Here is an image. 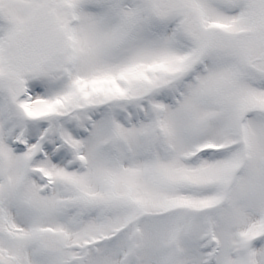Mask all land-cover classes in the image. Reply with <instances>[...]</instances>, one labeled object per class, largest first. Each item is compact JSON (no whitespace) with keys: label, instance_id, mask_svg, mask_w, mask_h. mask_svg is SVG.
Returning a JSON list of instances; mask_svg holds the SVG:
<instances>
[{"label":"snow or ice","instance_id":"1","mask_svg":"<svg viewBox=\"0 0 264 264\" xmlns=\"http://www.w3.org/2000/svg\"><path fill=\"white\" fill-rule=\"evenodd\" d=\"M0 264H264V0H0Z\"/></svg>","mask_w":264,"mask_h":264}]
</instances>
